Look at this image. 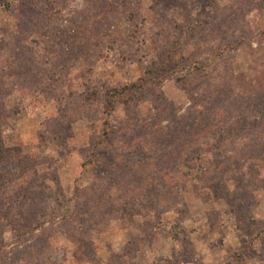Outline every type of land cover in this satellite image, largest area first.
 Instances as JSON below:
<instances>
[{"label": "rangeland", "instance_id": "374dc122", "mask_svg": "<svg viewBox=\"0 0 264 264\" xmlns=\"http://www.w3.org/2000/svg\"><path fill=\"white\" fill-rule=\"evenodd\" d=\"M239 252L264 264V0H0V264Z\"/></svg>", "mask_w": 264, "mask_h": 264}, {"label": "trees", "instance_id": "16d2710c", "mask_svg": "<svg viewBox=\"0 0 264 264\" xmlns=\"http://www.w3.org/2000/svg\"><path fill=\"white\" fill-rule=\"evenodd\" d=\"M8 6L10 7L11 4H9ZM134 86L136 87V84L126 85V86H123L122 89H120V90H125V89L129 90L130 88L133 89ZM120 95H122L121 92H120ZM115 99H118L117 96L115 97ZM114 101H115V104H116L117 103L116 100H114ZM104 124H105L104 135H105V137H107V135L109 134V124H110V122L108 120H106ZM244 259H245V255L243 254V252H239L238 253L237 264H242ZM225 264H235V263L227 262Z\"/></svg>", "mask_w": 264, "mask_h": 264}]
</instances>
